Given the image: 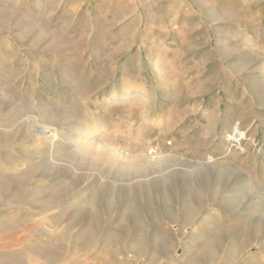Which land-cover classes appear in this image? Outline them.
Wrapping results in <instances>:
<instances>
[{"label": "rangeland", "instance_id": "1", "mask_svg": "<svg viewBox=\"0 0 264 264\" xmlns=\"http://www.w3.org/2000/svg\"><path fill=\"white\" fill-rule=\"evenodd\" d=\"M0 264H264V0H0Z\"/></svg>", "mask_w": 264, "mask_h": 264}, {"label": "bare ground", "instance_id": "2", "mask_svg": "<svg viewBox=\"0 0 264 264\" xmlns=\"http://www.w3.org/2000/svg\"><path fill=\"white\" fill-rule=\"evenodd\" d=\"M234 130H235V129H234ZM235 134H237V133H235ZM235 134H234V135H235ZM235 136H236V135H235ZM235 136H234V137H235ZM238 136L240 137V136H242V134H237V137H238Z\"/></svg>", "mask_w": 264, "mask_h": 264}]
</instances>
